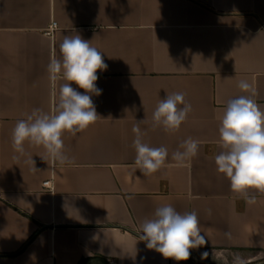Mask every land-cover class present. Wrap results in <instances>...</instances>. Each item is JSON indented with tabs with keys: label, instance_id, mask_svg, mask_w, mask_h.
I'll use <instances>...</instances> for the list:
<instances>
[{
	"label": "crops",
	"instance_id": "crops-1",
	"mask_svg": "<svg viewBox=\"0 0 264 264\" xmlns=\"http://www.w3.org/2000/svg\"><path fill=\"white\" fill-rule=\"evenodd\" d=\"M76 33L108 65L91 97L99 118L63 135L71 162H46L28 143L21 155L12 129L33 109L54 111L63 80H50L47 65ZM242 79L264 109V0H0V264H232L237 253L264 264V193L249 190V205L214 160L223 108L246 94ZM175 92L193 111L178 131L153 129L157 103ZM145 119L144 141L169 153L149 176L132 146ZM189 137L199 152L178 164L172 153ZM164 203L198 214L206 244L186 261L139 240L141 223Z\"/></svg>",
	"mask_w": 264,
	"mask_h": 264
},
{
	"label": "clouds",
	"instance_id": "clouds-1",
	"mask_svg": "<svg viewBox=\"0 0 264 264\" xmlns=\"http://www.w3.org/2000/svg\"><path fill=\"white\" fill-rule=\"evenodd\" d=\"M59 50L61 58L53 55L47 65L50 80H63L54 111L33 109L26 119L16 122L11 140L14 150L21 155L26 154L25 143H28L42 147L44 152L40 157L44 161L64 164L71 160L64 152L63 135L76 136L99 118L91 97L101 94L102 90L96 86L97 71L106 70L108 65L102 58V52L78 33L64 36ZM73 82L84 93L74 89L71 86ZM238 87L246 94L228 100L223 108L219 127L221 151L214 160L217 172L229 180L231 190L252 205L256 199L248 196L249 190L264 193V109L254 98L257 90L252 84L242 79ZM192 111L185 93L167 94L159 100L152 113V128L178 131ZM144 122L146 119L133 126L135 138L132 146L136 152L134 163L145 176H149L165 165L169 153L164 146L152 147L144 141L146 132L139 126ZM199 148L200 141L189 137L172 153V159L182 165L197 156ZM31 160L34 164L32 157ZM208 213L211 214V209ZM140 231L139 240L145 241L148 249L155 250L165 259L186 261L190 258V249L206 244L198 214L195 211L180 213L167 203L156 207L154 217L145 219ZM207 256L205 252L201 258ZM232 264H248V261L237 253L233 254Z\"/></svg>",
	"mask_w": 264,
	"mask_h": 264
},
{
	"label": "built area",
	"instance_id": "built-area-1",
	"mask_svg": "<svg viewBox=\"0 0 264 264\" xmlns=\"http://www.w3.org/2000/svg\"><path fill=\"white\" fill-rule=\"evenodd\" d=\"M56 27H57V23L56 22H52V24L50 25V27L47 30L48 34L52 33L55 30ZM43 185H44L45 188H50L51 182L50 181H46V182H44Z\"/></svg>",
	"mask_w": 264,
	"mask_h": 264
},
{
	"label": "trees",
	"instance_id": "trees-1",
	"mask_svg": "<svg viewBox=\"0 0 264 264\" xmlns=\"http://www.w3.org/2000/svg\"><path fill=\"white\" fill-rule=\"evenodd\" d=\"M87 262H89V260H82V261L80 262V264H85V263H87Z\"/></svg>",
	"mask_w": 264,
	"mask_h": 264
}]
</instances>
